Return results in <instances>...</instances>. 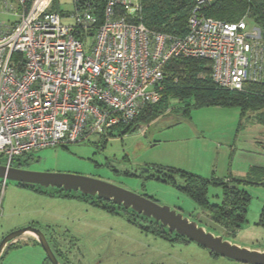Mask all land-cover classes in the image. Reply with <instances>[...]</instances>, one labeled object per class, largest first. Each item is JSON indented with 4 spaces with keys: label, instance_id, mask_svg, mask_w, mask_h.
<instances>
[{
    "label": "built area",
    "instance_id": "1",
    "mask_svg": "<svg viewBox=\"0 0 264 264\" xmlns=\"http://www.w3.org/2000/svg\"><path fill=\"white\" fill-rule=\"evenodd\" d=\"M55 1L0 0V164L131 124L178 82L175 60H208L219 88L264 81L261 28L207 15L215 0H195L183 34L149 28L141 0H106L102 18L99 0Z\"/></svg>",
    "mask_w": 264,
    "mask_h": 264
},
{
    "label": "rangeland",
    "instance_id": "2",
    "mask_svg": "<svg viewBox=\"0 0 264 264\" xmlns=\"http://www.w3.org/2000/svg\"><path fill=\"white\" fill-rule=\"evenodd\" d=\"M59 5L65 11L74 7L71 0H56L52 7L57 10ZM241 18L249 22L246 14ZM180 109L170 105L168 112L138 122L127 133H123L125 126H120L106 141V137L93 134L83 141L34 151L15 163L113 181L177 208L226 236L228 230L215 223L187 193L169 182L146 179L147 167H174L209 179L258 181L261 169L264 171V124L257 121L256 112L242 114L236 106H201L193 108L188 117ZM244 187L251 194L246 222L227 237L264 249V183L250 182ZM40 189L7 179L0 192V240L35 221L46 235L52 232L64 247H70L72 264H250L214 253L187 238L156 233L154 228L160 226L113 201L102 204L96 196L80 191ZM222 193V186H209L212 202L220 203ZM40 246L32 251L24 249L21 257L13 248L0 264H42L47 254Z\"/></svg>",
    "mask_w": 264,
    "mask_h": 264
},
{
    "label": "trees",
    "instance_id": "3",
    "mask_svg": "<svg viewBox=\"0 0 264 264\" xmlns=\"http://www.w3.org/2000/svg\"><path fill=\"white\" fill-rule=\"evenodd\" d=\"M105 1L99 0L96 5V11L100 18H102ZM141 2L143 4V20L149 28L169 33L183 34L186 32L188 19L195 5V0H141ZM204 11L207 15L227 21L239 20L246 14L250 25H258L261 28L264 41V0H215L205 7ZM210 69V63L206 59L183 58L173 61L172 70L179 76L178 82L173 83V81H169L162 99L157 103L145 107L131 124L125 126L123 133L131 131L140 121H150L152 118L163 115L168 112L170 105L174 110L181 108L180 110L184 113L183 115L187 117L191 114L190 112L193 108L201 106H236L240 108L242 114L248 111L256 112L257 121L264 124V81L250 83L245 90L219 88L210 77ZM177 101L178 104L175 103ZM107 136H103L106 137L105 141L107 140ZM33 152L16 157L13 164L20 167L26 166L21 163L16 164L15 160H19L24 155L31 156ZM147 168L149 170L146 172V179L169 182L187 193L204 212L209 214L208 216L215 223L220 224L228 230L226 236L235 235L236 230L246 222L251 194L244 186L250 182L254 184L264 183V171L262 169L259 175L261 177L258 176V181H249V179H232L229 177H227V180L219 178L209 179L200 174H194L174 167L159 168L149 166ZM17 183L22 187L41 191L40 185L28 186L21 182ZM212 184L222 186L223 198L220 203L212 202L208 196L209 186ZM57 188L60 191L65 190L61 187ZM96 197L103 204L102 201L105 199ZM120 206L124 207L123 205ZM109 208L114 212L116 211L114 207ZM140 215L150 219L153 225L160 226V228H154V232L156 233L163 236L176 235L184 239L187 238L179 235L177 232L171 231L152 217ZM261 223L264 225V219L261 220ZM31 224L38 226L35 221L31 222ZM148 229L151 230L152 228L148 227ZM49 235L47 234L59 258L65 264H72L71 258L68 257L70 247H64L60 238L55 236L54 233L51 232ZM33 242L40 244L35 238ZM18 245H23V241L12 242L8 247ZM5 254L6 251H4L2 258ZM44 264H52L48 256L45 257Z\"/></svg>",
    "mask_w": 264,
    "mask_h": 264
},
{
    "label": "water",
    "instance_id": "4",
    "mask_svg": "<svg viewBox=\"0 0 264 264\" xmlns=\"http://www.w3.org/2000/svg\"><path fill=\"white\" fill-rule=\"evenodd\" d=\"M149 170V168H147ZM0 178L15 180L24 185L61 187L98 196L116 204L131 208L139 214L152 217L171 231L177 232L203 247L222 256L250 264H264V249L250 247L233 241L221 233L208 229L198 220L185 215L181 210L161 204L151 197L140 194L113 181L71 172L43 171L20 166L0 164ZM31 233L42 245L52 264H64L54 250L48 236L36 225L29 224L14 229L0 240V261L5 249L17 238Z\"/></svg>",
    "mask_w": 264,
    "mask_h": 264
},
{
    "label": "crops",
    "instance_id": "5",
    "mask_svg": "<svg viewBox=\"0 0 264 264\" xmlns=\"http://www.w3.org/2000/svg\"><path fill=\"white\" fill-rule=\"evenodd\" d=\"M0 18H2L4 20H7V21H12L13 20L12 16H9V15L4 14L3 12H1V8H0ZM68 19L70 20V17H68ZM207 106H219V105H207ZM221 107H224V106H221ZM227 107H229V106H227ZM29 224H31V221L29 222ZM33 239H34V236L31 233L24 234L23 236L17 238L14 241V242H16L18 240L23 241V245L7 247L6 250H5L6 254L8 253L9 250L14 248V250H13L14 254H19L20 257H21L25 253L24 249H29L30 251H32V249H39V247L41 248L40 244H37V243L33 242ZM19 260L21 261V258ZM20 261L18 263H20ZM28 261H30V260H28ZM42 264H44V262H42Z\"/></svg>",
    "mask_w": 264,
    "mask_h": 264
},
{
    "label": "flooded vegetation",
    "instance_id": "6",
    "mask_svg": "<svg viewBox=\"0 0 264 264\" xmlns=\"http://www.w3.org/2000/svg\"><path fill=\"white\" fill-rule=\"evenodd\" d=\"M21 167H26V168H28L27 166H21Z\"/></svg>",
    "mask_w": 264,
    "mask_h": 264
}]
</instances>
